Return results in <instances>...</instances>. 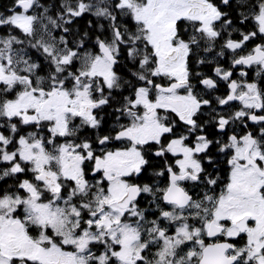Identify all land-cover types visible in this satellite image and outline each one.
Wrapping results in <instances>:
<instances>
[{"label":"snow or ice","instance_id":"6c2138e0","mask_svg":"<svg viewBox=\"0 0 264 264\" xmlns=\"http://www.w3.org/2000/svg\"><path fill=\"white\" fill-rule=\"evenodd\" d=\"M0 264H264V0L0 9Z\"/></svg>","mask_w":264,"mask_h":264},{"label":"flooded vegetation","instance_id":"af4514ba","mask_svg":"<svg viewBox=\"0 0 264 264\" xmlns=\"http://www.w3.org/2000/svg\"><path fill=\"white\" fill-rule=\"evenodd\" d=\"M204 71H210V69L208 68H204V66H200ZM252 77L255 78L254 76V73H251ZM221 91H223V88L221 89ZM226 169H227V166L226 165H222L221 166V169H220V174L221 176H225L226 175Z\"/></svg>","mask_w":264,"mask_h":264},{"label":"trees","instance_id":"16d2710c","mask_svg":"<svg viewBox=\"0 0 264 264\" xmlns=\"http://www.w3.org/2000/svg\"><path fill=\"white\" fill-rule=\"evenodd\" d=\"M12 0H0V9H6L11 5Z\"/></svg>","mask_w":264,"mask_h":264}]
</instances>
